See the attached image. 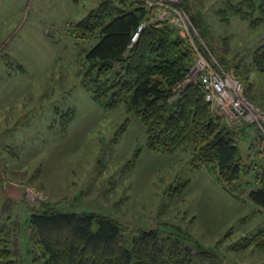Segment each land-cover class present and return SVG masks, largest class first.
<instances>
[{"label": "rangeland", "instance_id": "374dc122", "mask_svg": "<svg viewBox=\"0 0 264 264\" xmlns=\"http://www.w3.org/2000/svg\"><path fill=\"white\" fill-rule=\"evenodd\" d=\"M100 1L0 0L1 219L25 223L30 210L50 204L112 217L128 238L143 228L185 231V246L203 249L194 264L264 263V246L245 244L264 225V213L248 198L252 170L225 188L207 168L191 165L187 152L149 149L136 116L122 128L124 108L100 107L83 87L82 60L96 40L73 37L69 27ZM145 2L158 7L154 21L176 17L170 23L196 51L194 64L219 65L240 81L248 108L264 113V71L251 64L264 42V22H221L214 10L220 2L203 0L197 4L207 25L201 35L184 0ZM19 244L24 264H43L28 252L25 224Z\"/></svg>", "mask_w": 264, "mask_h": 264}, {"label": "trees", "instance_id": "16d2710c", "mask_svg": "<svg viewBox=\"0 0 264 264\" xmlns=\"http://www.w3.org/2000/svg\"><path fill=\"white\" fill-rule=\"evenodd\" d=\"M202 1L184 0L183 6L199 33L206 35L203 13L197 9ZM218 1L214 10L221 22L232 17L247 20L252 27L264 22V0ZM157 8L145 0H101L70 25L71 36L96 40L82 60L83 87L100 107L124 108L128 116L122 128L129 115L136 116L143 124L149 149L187 152L191 165L207 168L225 188L243 170H252L255 186L248 198L264 213L263 135L253 124L230 125L205 99L199 82H184L196 51L170 22L153 20ZM142 22L138 38L131 43ZM219 60L230 68V62ZM251 64L264 71V42L254 48ZM25 221L0 217V264H24L19 244L24 224L28 252L33 262L43 264H194L195 256L203 252L185 246L189 240L185 231L143 228L128 238L112 217L61 211L50 204L30 210ZM252 243L264 246V225L245 244Z\"/></svg>", "mask_w": 264, "mask_h": 264}, {"label": "built area", "instance_id": "2783aa9c", "mask_svg": "<svg viewBox=\"0 0 264 264\" xmlns=\"http://www.w3.org/2000/svg\"><path fill=\"white\" fill-rule=\"evenodd\" d=\"M168 1L173 2V0ZM159 12L160 15L167 13L166 10ZM171 18L168 20L172 24H176V17ZM143 26V22L137 26V29L131 36V43L136 41ZM195 81L202 85L205 99L217 111L226 116L230 125L234 126V121H240L242 119L253 124L255 123L260 128L262 127L260 131L264 137V113L259 112L256 115L252 110L253 106L252 109L248 108L247 105L249 104L242 95V84L240 81L229 76L219 65L210 64L203 59L197 60L184 82ZM254 109L256 110V108Z\"/></svg>", "mask_w": 264, "mask_h": 264}, {"label": "water", "instance_id": "95a60500", "mask_svg": "<svg viewBox=\"0 0 264 264\" xmlns=\"http://www.w3.org/2000/svg\"><path fill=\"white\" fill-rule=\"evenodd\" d=\"M190 250V247H187Z\"/></svg>", "mask_w": 264, "mask_h": 264}]
</instances>
